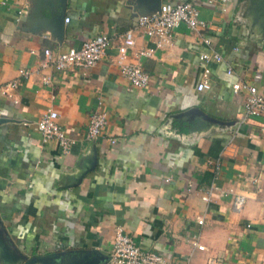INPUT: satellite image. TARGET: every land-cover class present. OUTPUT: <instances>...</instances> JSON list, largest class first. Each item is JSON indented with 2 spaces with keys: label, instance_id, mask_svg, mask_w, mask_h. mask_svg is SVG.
Here are the masks:
<instances>
[{
  "label": "crops",
  "instance_id": "1",
  "mask_svg": "<svg viewBox=\"0 0 264 264\" xmlns=\"http://www.w3.org/2000/svg\"><path fill=\"white\" fill-rule=\"evenodd\" d=\"M185 1L206 27L181 25L160 43L137 28L139 15ZM127 29L131 51L153 50L138 60L143 89L116 61ZM98 34L112 42L95 65L38 71L44 48L56 55ZM204 68L210 88L198 91ZM12 80L16 101L0 93V264H108L118 226L162 264H264V115L242 120L231 89L264 87V0H0V87ZM99 101L107 122L88 138ZM47 109L73 140L68 153L42 141Z\"/></svg>",
  "mask_w": 264,
  "mask_h": 264
},
{
  "label": "built area",
  "instance_id": "2",
  "mask_svg": "<svg viewBox=\"0 0 264 264\" xmlns=\"http://www.w3.org/2000/svg\"><path fill=\"white\" fill-rule=\"evenodd\" d=\"M68 22V18H65ZM181 25H186L190 29L206 27V22L199 18V11L192 1L178 3H161L158 10L137 17V28H140L148 38H157L160 42H168L174 31ZM132 29H127L121 35L120 43L117 46V63L120 73L127 81L128 85L135 89H143L148 85L150 76L145 72L138 61L141 56H151L152 49H140L131 51L135 45V36ZM207 41V40H206ZM112 38L106 34H98L83 42L80 48H68L56 55L49 48H44L38 61V71L52 69L61 71L70 67L88 68L96 64L111 44ZM208 42V41H207ZM133 56L135 61L130 60ZM211 58L221 61L222 56L218 53L209 55L202 53L200 59L208 62ZM229 68L227 73H232ZM32 73L28 69H19V74L26 78ZM208 68H204L203 77L197 84L198 91L208 90L210 84L207 79ZM42 81L48 84L52 81V75L44 73ZM17 80L4 83L0 87V93L6 97L15 99L14 90L18 86ZM232 93L243 96L242 120L247 117H259L264 115V87L260 88L254 84L241 81L232 83ZM98 108L89 113L85 132L88 138L99 136L107 122V112L102 108V102H98ZM36 128L41 134L43 142L56 140L64 153H68L73 144V140L67 135L65 130L58 123V113L54 109H47L36 122ZM114 142V140H112ZM170 178H166V181ZM217 185L211 183L208 191L203 195V199L209 201ZM243 195H235L233 203L236 207H241L244 203ZM203 219L198 223L202 224ZM195 247L202 250L204 246L193 241ZM163 257L154 251L143 250L134 243L130 236L124 233L121 227H116L114 240L109 254L108 264H162Z\"/></svg>",
  "mask_w": 264,
  "mask_h": 264
},
{
  "label": "water",
  "instance_id": "3",
  "mask_svg": "<svg viewBox=\"0 0 264 264\" xmlns=\"http://www.w3.org/2000/svg\"><path fill=\"white\" fill-rule=\"evenodd\" d=\"M159 6H160V4H159ZM159 6L155 10H158ZM155 10H153V11H155ZM62 21H63V17H62V15H60L58 20H57V22H56V31H57V33H60L61 30H62Z\"/></svg>",
  "mask_w": 264,
  "mask_h": 264
}]
</instances>
